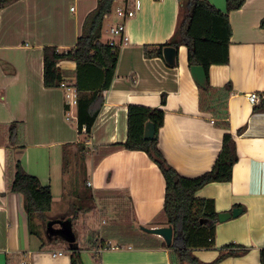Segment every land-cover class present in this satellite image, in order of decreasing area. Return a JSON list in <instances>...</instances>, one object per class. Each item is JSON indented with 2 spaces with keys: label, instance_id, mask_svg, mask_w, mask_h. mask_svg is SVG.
Returning <instances> with one entry per match:
<instances>
[{
  "label": "crops",
  "instance_id": "crops-1",
  "mask_svg": "<svg viewBox=\"0 0 264 264\" xmlns=\"http://www.w3.org/2000/svg\"><path fill=\"white\" fill-rule=\"evenodd\" d=\"M208 1L227 13L226 0ZM74 2L78 7L74 8ZM119 3L115 2L112 14ZM97 4L98 0H16L0 11V257L4 264H71L62 239L40 235L39 240L31 233L23 197L10 191L17 161L27 174L51 188L53 203L47 221L70 222L76 215L71 226L82 249L83 264H98V249H87L80 231V222L91 220L96 225L83 229L97 231L104 223L102 232H97L98 243L118 247L100 252V264H171L170 250L161 246L164 240L141 230L168 227L160 169L144 152L111 148L127 139L129 105L165 111L158 146L167 162L186 178H197L213 168L226 132L220 124L227 121L239 157L232 181L209 184L196 197L214 200L218 214L238 208L243 212L219 221L213 249H195L192 254L201 264H212L221 249L236 244L247 252L218 264H261L264 109L255 108L264 97V0H246L243 8L229 13L233 30L229 63L211 66L209 83L215 89L231 88L219 95L220 101H214L215 112L200 108V90L191 75L185 46L177 50L174 68L167 67L164 59L145 56V46L162 45L172 38L179 15L186 9L185 0H133L136 15L126 24L128 41L122 45L120 38L110 35L106 42H115L120 48L119 62L111 87L104 91L92 136L84 143L77 123L67 119V113L75 116L76 109L67 107L64 89L45 87L44 49L73 50L86 17ZM115 19L120 22L116 14ZM59 67L63 83L75 85V63L63 61ZM251 93L262 97L258 105L248 101ZM162 95L167 96L164 106ZM13 124L18 130L11 138ZM70 158L76 166L80 158L84 166L86 178L80 185L69 178ZM83 187L86 190L80 191ZM69 194L78 202H70L68 213L54 212L56 198L64 200ZM85 207L93 211L82 212ZM40 222L46 231V222ZM119 226L127 228L126 236L111 234Z\"/></svg>",
  "mask_w": 264,
  "mask_h": 264
},
{
  "label": "trees",
  "instance_id": "trees-1",
  "mask_svg": "<svg viewBox=\"0 0 264 264\" xmlns=\"http://www.w3.org/2000/svg\"><path fill=\"white\" fill-rule=\"evenodd\" d=\"M16 0H0V11ZM116 0H98L97 7L86 17L82 34L73 50L59 52L55 47L44 49V84L46 88L59 87L63 82L62 70L59 64L63 61L76 65V83L78 93L76 106L77 130L82 142H88L92 136L93 127L104 104V91L108 90L115 78L119 62L120 48L102 42L105 19L113 13ZM246 0H226L227 13H223L208 0H185L186 9H182L176 31L165 44L145 46L147 58L163 59V50L173 47L177 50L185 46L188 50L189 66H202L206 72L207 88L200 90V108L205 111L217 110L214 106L220 101L219 95L230 90L215 89L209 83V69L213 65L229 63V49L233 36L229 13L238 11ZM264 29V19L261 21ZM167 96L162 95L161 104H166ZM220 107V105H219ZM256 111L264 109V103L256 106ZM227 118V117H225ZM151 122L156 128V137L152 141L144 140L145 126ZM165 122V111L162 108H148L138 105L128 107V135L124 143L111 146L112 149L140 151L147 154L160 169L165 180V197L163 215L168 226L174 231L173 243L170 247L162 242V247L170 250L171 264H201L193 256L195 249H213L215 247L216 227L219 214L212 199H199L196 194L203 187L212 183H229L233 178V168L238 162L237 145L233 135L228 131L227 121L220 124L226 132L223 136L222 149L213 168L197 178H186L179 174L165 159L158 146V135ZM85 128V132L83 129ZM18 126L11 125L9 134L16 137ZM241 129L239 132H242ZM80 149L85 150L83 145ZM15 175L10 185V191L22 195L23 207L29 221L31 233L32 221L35 218L47 223V214L51 211L53 194L51 188L43 186L40 180L27 174L16 162ZM87 206V205H86ZM93 211L85 207L82 212ZM76 215H74L75 217ZM70 220L73 224L75 218ZM201 221H205L201 224ZM73 226V225H72ZM113 229L111 234L127 235V228ZM34 234V233H33ZM97 231H90L85 247L98 249ZM107 238H110L106 235ZM59 240V239H56ZM64 242V241H62ZM66 243V242H64ZM100 243V242H99ZM67 244L71 264H83L81 260L78 237L71 246ZM103 244V243H102ZM220 257L212 264H218L227 257H238L247 252V248L236 244L221 249ZM100 264L99 253L96 255ZM261 264H264V248L261 250Z\"/></svg>",
  "mask_w": 264,
  "mask_h": 264
},
{
  "label": "water",
  "instance_id": "water-1",
  "mask_svg": "<svg viewBox=\"0 0 264 264\" xmlns=\"http://www.w3.org/2000/svg\"><path fill=\"white\" fill-rule=\"evenodd\" d=\"M176 58H177V49L173 47H166L163 50V59L169 68H174L176 66ZM191 75L197 85L203 89L207 88L208 80L206 76V72L202 66H192L190 67ZM264 103V97H263ZM156 137V128L151 123L148 122L145 126L144 131V140L152 141ZM242 209H234L232 213H224L219 214L218 219L220 222H225L229 219L237 218L242 214ZM205 221H201V224H204ZM56 222L52 219H49L46 223V232L49 237L54 239H62L64 242L70 244L71 246L76 242V235L73 232V228L70 222H59L60 228H55ZM141 230L145 233L158 236L164 240L166 245L170 247L173 243L174 231L171 226L149 229L142 227Z\"/></svg>",
  "mask_w": 264,
  "mask_h": 264
},
{
  "label": "rangeland",
  "instance_id": "rangeland-1",
  "mask_svg": "<svg viewBox=\"0 0 264 264\" xmlns=\"http://www.w3.org/2000/svg\"><path fill=\"white\" fill-rule=\"evenodd\" d=\"M86 2L97 3V0H84V1L81 0V3H86ZM70 6L71 5H69V7ZM73 6H74V8H76V7H78V4L76 2H74ZM115 24H117L116 19H115V13L112 14L107 19H105L104 25H103V33H102V41L103 42L106 43L111 38V36L109 34V29L111 27L115 26ZM80 162L81 161H80V158H79L78 165L76 166L75 163L73 162V158L72 159L70 158V162H69L70 167H69V170H68V175H69L70 180L72 181V184H73V179H76L77 180L76 183H78V185H80V184L83 183L82 182L83 178L84 179L86 178L84 166H82V164ZM71 181L69 182V184L71 183ZM79 189H80V191H81V189L86 190L84 187L83 188H79ZM84 192H87V191H84ZM86 195L88 196L89 194L86 193ZM70 202H71V205H74V204H76L78 202V200H75V198H73V196L71 194H69L68 198L64 197V200H62L61 197L60 198H56L55 204H54L55 205L54 206V212H56L57 210H62V212L68 213L70 208H71V205H69ZM105 205H107V204L104 203V206ZM107 208L111 209L112 207H109V205H107ZM82 223H85V224L83 225ZM99 224H98L97 228H99ZM80 225H81L80 231L83 233L84 239L88 240V237L90 235V231L91 230L88 229V228L86 230H84L83 226H87L89 228L94 227L96 225V220H91V221H87V222H85V221L82 222L81 221ZM101 225L102 226L100 227V229H97V232L101 233L102 230L104 229L105 224L101 223ZM32 228L34 230L35 236L36 237L38 236L39 240H40V238H39L40 235L43 238H45V239L48 238L47 236H49V235L46 234L45 227H44L43 224H41L39 218H35L34 217V219L32 221ZM105 238H107V237H105ZM35 241L38 242L37 240H35ZM58 243H60V242H58ZM63 244H64V247L67 248V244L64 243V242H63ZM101 246H103L102 243L101 244L98 243V247H101ZM67 256L70 257L68 254H67ZM0 264H4V258L0 257Z\"/></svg>",
  "mask_w": 264,
  "mask_h": 264
},
{
  "label": "built area",
  "instance_id": "built-area-1",
  "mask_svg": "<svg viewBox=\"0 0 264 264\" xmlns=\"http://www.w3.org/2000/svg\"><path fill=\"white\" fill-rule=\"evenodd\" d=\"M133 0H116L115 2H120L119 7L116 9L115 14L118 20V22L115 26L111 27L109 29V34L114 37V38H120L121 39V44H125L128 41V37L126 34V24L128 21L133 19L136 15L135 8L132 5ZM74 11V8L71 9ZM110 45L116 46L115 42H109ZM65 92V102L67 104V107L70 109H76L77 103H78V93L74 85H69L66 83H62L60 85ZM105 93H103L104 95ZM262 97H260L256 93H251L248 95V101L252 105H258L261 102ZM71 111L67 113L68 120L75 121L77 123V116L71 115ZM214 123V122H212ZM83 132H85V128L83 129ZM103 246L98 248V253L107 250V249H118V247H113L111 244L105 245L102 244ZM59 256H62L63 253H59Z\"/></svg>",
  "mask_w": 264,
  "mask_h": 264
},
{
  "label": "flooded vegetation",
  "instance_id": "flooded-vegetation-1",
  "mask_svg": "<svg viewBox=\"0 0 264 264\" xmlns=\"http://www.w3.org/2000/svg\"><path fill=\"white\" fill-rule=\"evenodd\" d=\"M52 220H54L55 222H56V224H55V228H60V225H59V222L61 221V222H65V221H62V220H59V219H52Z\"/></svg>",
  "mask_w": 264,
  "mask_h": 264
}]
</instances>
